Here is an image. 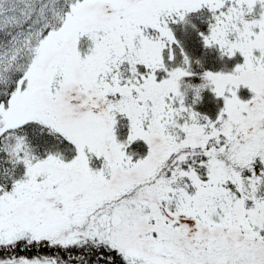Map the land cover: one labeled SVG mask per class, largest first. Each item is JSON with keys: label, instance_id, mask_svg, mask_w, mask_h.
Listing matches in <instances>:
<instances>
[{"label": "snow or ice", "instance_id": "6c2138e0", "mask_svg": "<svg viewBox=\"0 0 264 264\" xmlns=\"http://www.w3.org/2000/svg\"><path fill=\"white\" fill-rule=\"evenodd\" d=\"M0 264H264V0H0Z\"/></svg>", "mask_w": 264, "mask_h": 264}]
</instances>
